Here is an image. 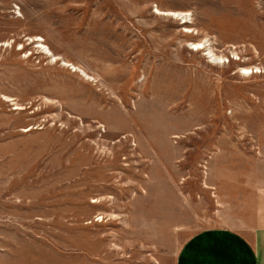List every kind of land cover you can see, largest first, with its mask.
I'll return each mask as SVG.
<instances>
[{"label":"rangeland","instance_id":"1","mask_svg":"<svg viewBox=\"0 0 264 264\" xmlns=\"http://www.w3.org/2000/svg\"><path fill=\"white\" fill-rule=\"evenodd\" d=\"M249 154L264 0H0V264H178L249 231Z\"/></svg>","mask_w":264,"mask_h":264},{"label":"crops","instance_id":"2","mask_svg":"<svg viewBox=\"0 0 264 264\" xmlns=\"http://www.w3.org/2000/svg\"><path fill=\"white\" fill-rule=\"evenodd\" d=\"M234 180H250L257 188L249 231L200 230L181 249L178 264H264V158L241 155L235 163Z\"/></svg>","mask_w":264,"mask_h":264},{"label":"bare ground","instance_id":"3","mask_svg":"<svg viewBox=\"0 0 264 264\" xmlns=\"http://www.w3.org/2000/svg\"><path fill=\"white\" fill-rule=\"evenodd\" d=\"M241 74H245V75H250V74H252L253 73V71L252 70H248V69H241V72H240Z\"/></svg>","mask_w":264,"mask_h":264}]
</instances>
